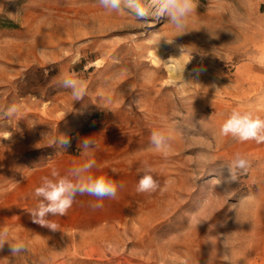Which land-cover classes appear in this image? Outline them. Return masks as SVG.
Here are the masks:
<instances>
[{
    "label": "rangeland",
    "instance_id": "rangeland-1",
    "mask_svg": "<svg viewBox=\"0 0 264 264\" xmlns=\"http://www.w3.org/2000/svg\"><path fill=\"white\" fill-rule=\"evenodd\" d=\"M242 94L264 113V0H194L183 34L99 0H0V228L26 245L0 264H264V143L220 133ZM89 160L116 197L33 222L43 179ZM146 168L158 186L139 192Z\"/></svg>",
    "mask_w": 264,
    "mask_h": 264
},
{
    "label": "clouds",
    "instance_id": "clouds-1",
    "mask_svg": "<svg viewBox=\"0 0 264 264\" xmlns=\"http://www.w3.org/2000/svg\"><path fill=\"white\" fill-rule=\"evenodd\" d=\"M99 3L108 10L119 12L125 8L139 20L146 21L152 18H166L167 22L183 34L186 20L193 11L194 0H99ZM171 43V42H169ZM63 87L71 89L76 100L82 99L84 95L83 83L77 79L67 77L62 81ZM223 136H231L241 142L253 140L257 143H264V118L253 115L250 111H232L228 118L220 127ZM151 145L165 155L168 153L167 137L160 131H153L150 137ZM70 145L69 138L65 137L60 146L67 150ZM79 148L83 151L90 150L93 145L88 138H83L79 142ZM95 166V161L89 160L82 165L71 170L68 176L59 177L56 180L45 177L41 186L35 189V196L40 198L37 207L32 210L33 222L52 230L57 229V225L46 220L49 216H64L72 206L77 195L88 194L97 200L105 198L114 199L117 195V185L107 176H94L90 170ZM249 161L237 155L229 168L228 182H234L238 175L237 170L247 171ZM146 168L145 173L140 177L137 191H154L158 184ZM54 177L58 173L53 172ZM10 246L11 255L15 256L26 250L23 242H11L9 230L0 228V250L4 245Z\"/></svg>",
    "mask_w": 264,
    "mask_h": 264
},
{
    "label": "bare ground",
    "instance_id": "bare-ground-1",
    "mask_svg": "<svg viewBox=\"0 0 264 264\" xmlns=\"http://www.w3.org/2000/svg\"><path fill=\"white\" fill-rule=\"evenodd\" d=\"M238 36H241L240 32H239V35ZM239 38V37H238ZM241 38V37H240ZM216 45V43H214ZM216 47V46H215ZM214 47V48H215ZM253 82V81H252ZM240 88L244 86V80H242L240 82ZM253 91L255 92H258L259 91V88L257 87H252ZM254 92V93H255ZM243 93H246V92H243ZM241 98V103L242 105H247V107H241L239 108L237 111H241V112H245V111H250L253 113V115H259L261 118H264V113H258L256 110V106H254L253 104H250V101L254 100L253 98V94H251V96L247 95V94H242V96H240ZM236 111V110H235ZM231 114V112L228 114V116ZM228 118V117H227Z\"/></svg>",
    "mask_w": 264,
    "mask_h": 264
}]
</instances>
